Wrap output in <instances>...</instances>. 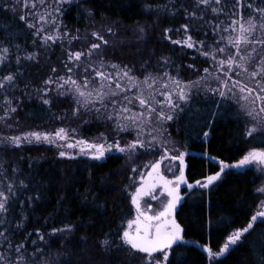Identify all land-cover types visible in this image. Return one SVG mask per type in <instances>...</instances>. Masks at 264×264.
<instances>
[{
    "label": "snow or ice",
    "instance_id": "6c2138e0",
    "mask_svg": "<svg viewBox=\"0 0 264 264\" xmlns=\"http://www.w3.org/2000/svg\"><path fill=\"white\" fill-rule=\"evenodd\" d=\"M72 2L16 0L10 4V0H3L0 3V8L14 13L23 9L19 19L32 30L34 46L47 49L57 42L62 47L65 41L68 44L64 62L67 74L49 76L39 87L28 82L21 88L24 66L37 60L39 53L28 51L20 44L0 40V127L12 129L18 123L14 117L22 107L24 97L31 100L35 95L43 106H47L41 110L50 112L54 100L50 94L54 93L55 97H71L73 118H78L81 112L94 115L95 119L107 123L116 136L101 133L90 140L79 135L78 127L60 126L52 131L0 133V147L15 149L45 144L60 149V158L74 160L87 157L92 161H103L112 155L124 158L132 165L128 176L130 184L125 185V191L129 193L135 216L126 221V227L122 222V230L116 240L106 237L100 244L106 249L115 246L142 254L140 259L143 264H171L170 256L175 248L188 244L184 239L185 230L175 217L177 205L182 200L181 185H186L190 191L194 187L209 189L232 169L255 167L257 171L264 172V0H178L177 10H182L188 21L181 25L186 38L172 39L168 36L171 29H165L164 35L173 44L195 49L208 64L203 68V74L187 82L168 71L171 61L167 57H161L154 71L147 70L146 61L139 76L127 65L105 60L103 51L109 41L99 31L91 32L96 42H92L86 50L73 51L71 45L80 39L79 30L77 34H70L60 19L64 13L63 5ZM88 16H92L91 10H88ZM192 26L205 29L206 36L210 30L211 43L194 40L188 34ZM139 30L143 32V28ZM106 31L115 35L111 27ZM51 71L55 74L58 70L53 67ZM193 89L218 96L220 99L214 101L218 107L229 100L237 104L240 112L248 118L243 138L246 143L256 141L258 146L250 147L234 163L202 153V158L218 163V171L190 183L186 178L185 157L188 153L174 145L168 129L170 122L177 121L186 110ZM17 92L23 95L18 96ZM237 118H240L239 114ZM121 134L131 138L123 142ZM208 135L207 131L203 133L205 138ZM144 156L153 159L137 165L136 161ZM157 156L158 159L155 158ZM16 171L12 168L9 174L4 163L0 162V264H37L38 254L40 264H49L39 246L32 252L26 247L32 234L23 232L27 217L23 215L25 201L19 200V196L29 185L22 179L18 180ZM167 173H171V177ZM157 191L166 200L161 201L158 210L152 211V205L146 204L145 198L158 200ZM255 191L260 194L259 204L250 220L245 226L229 232L218 251H214L208 243L200 245L193 242L205 254L207 264H219L222 257L234 251L247 238L257 223H264V185ZM39 198V195L35 197ZM32 199L27 197L29 207ZM17 203L20 204L19 220L15 218ZM75 227L66 224L53 228L50 235L62 234L59 238L63 240V234L71 233ZM36 234L40 241L47 243L39 231ZM18 235L24 237L19 243L16 242ZM31 243L35 245L37 241L31 240ZM257 264H264V251L260 253Z\"/></svg>",
    "mask_w": 264,
    "mask_h": 264
},
{
    "label": "trees",
    "instance_id": "16d2710c",
    "mask_svg": "<svg viewBox=\"0 0 264 264\" xmlns=\"http://www.w3.org/2000/svg\"><path fill=\"white\" fill-rule=\"evenodd\" d=\"M177 9L178 0H78V5L71 6L63 14L62 22L70 34H77V29L80 32L89 18L97 22L106 21L115 31L107 45L111 53L108 58L113 59V63L127 65L140 75L146 61L147 70L154 71L161 57H167L171 61L168 66L171 74L192 80L206 66L205 60L196 50L173 44L164 35L165 29H171L168 36L177 40L175 33L177 30L183 32L181 25L188 23L183 11ZM88 10L92 16H88ZM19 16L17 12L0 8V40L20 44L28 51L39 53L37 60L26 63L20 81L21 88L28 82L39 87L47 77L64 73L68 44L65 41L62 47L57 42L47 49L34 46L32 30ZM188 34L194 40H212L211 31L208 30L206 36L205 29L198 26L190 27ZM71 48L73 51L81 50L75 43ZM12 51L15 52V48ZM53 67L58 70L55 74L51 71ZM16 95L23 94L17 92ZM219 99L197 94L179 119L170 122V137L181 151L188 153L185 157L186 178L190 183L218 171V163L202 158V153L234 163L250 147L258 146L256 141L246 143L243 138L247 121L243 113L231 101H225L218 107L214 101ZM46 107L35 95L31 100L24 97L22 107L14 117L18 123L12 129L0 127V133L20 134L61 124V120L76 119L62 98L54 97L50 112L41 110ZM82 116L88 123H81V118L73 123L82 136L94 137L104 131L102 121ZM205 131L209 133L207 138L203 136ZM0 162L4 163L9 174L12 168H16L18 180L22 179L29 185L19 196V200L25 201L23 215L27 217L23 232L32 234L26 242L29 252L39 246L49 264H143L142 254L115 246L106 249L100 244L106 237L116 240L122 230V222L125 227L126 221L134 215L129 193L125 191V185L130 184L131 168L124 158L112 155L100 162L83 158L72 160L60 158L49 146L25 145L15 149L0 147ZM259 182V176L251 168L241 172L230 170L209 189L183 190L185 197L176 209L175 217L185 230L184 239L200 245L208 243L218 251L228 233L245 226L256 210L259 199L255 190ZM37 195L39 199H35ZM29 196L33 197L30 207ZM16 208L15 218L19 220V203ZM66 224L76 227L71 233L63 234V240L59 238L62 234L50 235L53 228ZM37 231L47 243L39 240ZM23 238V235H18L16 242ZM31 240L37 243L33 245ZM116 242L119 243L118 240ZM262 251L264 223H257L247 238L222 257L219 264H257ZM36 260L40 264L39 254ZM170 260L171 264H207L201 249L188 244L175 248Z\"/></svg>",
    "mask_w": 264,
    "mask_h": 264
},
{
    "label": "rangeland",
    "instance_id": "374dc122",
    "mask_svg": "<svg viewBox=\"0 0 264 264\" xmlns=\"http://www.w3.org/2000/svg\"><path fill=\"white\" fill-rule=\"evenodd\" d=\"M15 2H16V0H12V1H11L12 4L15 3ZM49 2L51 3L52 0H49ZM73 5H75V6L78 5V0H73V2H72L71 4H65V5H63L64 13H66V12L69 10V8H70L71 6H73ZM16 12H17L19 15H21L22 12H23V9H18ZM64 13H63V14H64ZM62 16H63V15H62ZM62 16L60 17L61 20H62ZM109 27L113 28L112 25H109L106 21H99V22H97V21H93L92 18H89V20L87 21V23H85L84 28H83V29L79 32V34H78V35L80 36V39H79V40H76V41H73V44H74V43L77 44L78 47H79L81 50H86L92 42H96V41H94V38L91 36V32H92L93 30H95V31H99V32H100L102 35H104L105 38L109 41L110 38L114 37V35H111V34L107 33L106 29L109 28ZM178 33H180V34L178 35ZM177 35L180 36V37H178ZM175 36L177 37V40H183V39L186 38V34L184 33V31H183V32H182V31H177V32L175 33ZM85 37H86V39H85ZM210 43H211V41H210ZM108 49H110L109 46H105V47H104L103 56H104L105 60L110 61V62L113 63L114 60L111 59V58H108L109 54H111V53H110V50H108ZM193 50H195V49H193ZM197 53H198V52H197ZM200 58H202L203 60H205L204 57H201V56H200ZM96 59H99V57H96ZM114 63L118 64V62H114ZM119 65H120V64H119ZM205 65L208 66V64H207L206 61H205ZM206 66H205V67H206ZM80 71H82V68L80 69ZM134 73H135L136 75H138L135 71H134ZM65 74H67V69H66V68H65L64 73L61 74V75H65ZM201 74H203V69L200 71V73H199L198 75H201ZM172 75L175 76V75H177V74H172ZM198 75H197L194 79H192V80H196L197 77H198ZM138 76H139V75H138ZM181 79H182V78H181ZM182 80H184L185 82L189 81V80H185V79H182ZM212 86H213V87L216 86L214 82L212 83ZM51 94L55 97V94H54V93H51ZM197 94H201L202 96H208V95H211V94H205V92H203V91H197V90L193 89V91H192V97L195 96V95H197ZM211 96H212V95H211ZM215 97L219 98L218 96H215ZM59 98H61V97H59ZM62 100H64V104L66 103V104L68 105V108L70 109V114L72 115L73 102H72L71 97L62 98ZM229 101H230V100H229ZM231 102L234 103L233 101H231ZM234 104H235V103H234ZM235 105H236V107L239 109V106H238L237 104H235ZM82 114H83L84 116L86 115V117H88V118H93V119H95L94 115H90V114H88V113L81 112L80 116H79L78 118H76V119L81 118V123H84V120H85V118L82 116ZM76 119H75V120H72V119L69 118V119H66V120H65L66 122H64V120H61V121H63V123L58 124V125H57V124H54L53 126L50 125V126H48V127L39 128V129H35V128H34V129H30V130L52 131V130L56 129L57 127H60V126H66V127H73V128H75V127H78V126L74 125V124H75V121H77ZM246 119L248 120L247 117H246ZM96 120H97V119H96ZM71 121H72V123H71ZM98 121H100V120H98ZM73 123H74V124H73ZM103 123L105 124V129H104V131L101 132V133H106L107 135H109V137H114V136H116V133L112 131L111 127H110L107 123H105V122H103ZM27 131H29V130H27ZM25 132H26V131H25ZM101 133H100V134H101ZM100 134H98V135H96V136H94V137H85V136H82V135L80 134V132H79V135H80L81 137L86 138V139H90V140H91V139H94V138H96V137H98V136H100ZM121 135H123V137H124L123 142H127V140L131 138V137L128 136L127 134H121ZM166 135H167V134H166ZM170 139H171V141L174 143V145H175L177 148H179L177 142H175L171 137H170ZM41 145H43V146H49V145H45V144H41ZM171 146H172V144L169 145V147H171ZM49 147L55 149L57 153H58V151L60 150V149H57V148L52 147V146H49ZM77 158L88 159L87 157H77ZM155 158L158 159L159 157L157 156V157H155ZM152 159H153V157H151V156H144V157L139 158V159L136 161V164H137V165H138V164L143 165V163L147 162L148 160H152ZM88 160H89V159H88ZM90 161H92V160H90ZM94 162H100V161H94ZM167 163H168V162L165 161V165H167ZM126 164L129 165L130 168H131L132 165H131L130 163H126ZM162 167H163V166H162ZM251 169H253V170L257 173V175L259 176V178H260V182H259V184H258L257 187H256V189H257V188L260 187L261 185H264V172H259V171H257L255 167H252ZM232 170H235V171H239V172H241V171H244L245 169H232ZM144 171L146 172L147 170L145 169ZM176 174H178V172H177ZM167 175H169V177H171V173H167ZM138 179H139V177L137 176V181H138ZM193 189H200V188H198V187H194ZM193 189H192V190H193ZM133 190H134V189H133ZM183 190H186L187 192L190 191V190L187 188L186 185H181V190H180V191H181L182 200H181L180 203L177 205V208H178V206L181 204V202L184 200L185 193L183 192ZM257 195H258V197L260 196L259 193H257ZM157 196L159 197L158 200H151V199L148 198V197L145 198L146 204H151V205H152V211H156V210H158V209L161 207V201L166 200V197H165V196H160L159 191H157ZM142 203H143V202H142ZM146 204L144 205L145 207H146ZM258 204H259V202H258ZM133 208H134V207H133ZM177 208H176V209H177ZM175 211H176V210H175ZM134 216H135V209H134V215H133L132 218H134ZM132 218H131V219H132ZM125 227H126V225H125ZM224 242H225V241H224Z\"/></svg>",
    "mask_w": 264,
    "mask_h": 264
},
{
    "label": "water",
    "instance_id": "95a60500",
    "mask_svg": "<svg viewBox=\"0 0 264 264\" xmlns=\"http://www.w3.org/2000/svg\"><path fill=\"white\" fill-rule=\"evenodd\" d=\"M188 245L195 247V245L193 244V241H189Z\"/></svg>",
    "mask_w": 264,
    "mask_h": 264
}]
</instances>
